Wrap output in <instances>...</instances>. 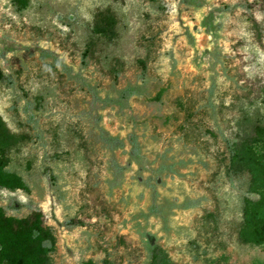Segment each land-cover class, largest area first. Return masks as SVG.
<instances>
[{"label": "rangeland", "instance_id": "obj_1", "mask_svg": "<svg viewBox=\"0 0 264 264\" xmlns=\"http://www.w3.org/2000/svg\"><path fill=\"white\" fill-rule=\"evenodd\" d=\"M24 1L0 0V116L28 191L0 188V206L42 212L49 264H150L156 246L264 264L239 240L249 175H226L264 123V0ZM105 9L112 40L92 32Z\"/></svg>", "mask_w": 264, "mask_h": 264}, {"label": "trees", "instance_id": "obj_2", "mask_svg": "<svg viewBox=\"0 0 264 264\" xmlns=\"http://www.w3.org/2000/svg\"><path fill=\"white\" fill-rule=\"evenodd\" d=\"M21 7L24 0H17ZM94 34L109 40L116 38V18L110 9L99 11L92 26ZM0 69V81L3 80ZM19 142L18 136L11 132L0 116V188L15 191H28L24 179L7 168L9 152ZM131 152L139 149L135 141L131 142ZM248 173L249 179L242 197V220L239 240L243 243L264 244V123L253 125L250 135L236 146L230 147L226 175L229 178ZM190 200L185 207L197 205ZM151 210L155 208L152 206ZM75 220H70L73 225ZM54 248V236L44 225L40 210L33 211L28 217L8 216L0 206V264H49V253ZM150 264H170L164 251L156 246L151 251Z\"/></svg>", "mask_w": 264, "mask_h": 264}]
</instances>
